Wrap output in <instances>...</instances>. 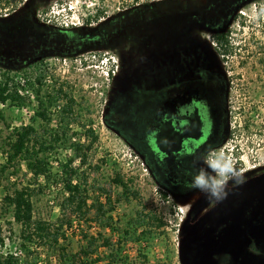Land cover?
Segmentation results:
<instances>
[{
    "label": "rangeland",
    "instance_id": "374dc122",
    "mask_svg": "<svg viewBox=\"0 0 264 264\" xmlns=\"http://www.w3.org/2000/svg\"><path fill=\"white\" fill-rule=\"evenodd\" d=\"M118 1L122 0H0V15L9 14L6 21L0 22V25L7 29L5 35L0 28V35L4 36L0 51L7 50L12 56L7 62H0V75L3 78L2 74L9 71L19 80L24 70L28 73L35 70L36 73L43 72L47 75L48 84L54 83L56 90L73 97L76 102L74 115L77 120L70 128L77 133L72 135V140L87 143L88 138L84 130L88 127L93 129L97 136L93 147L87 152L86 163L81 165L76 160L72 165L79 168V173L86 172L91 188L88 194L92 197L102 196L97 189H92L95 185L108 188L115 198L121 192L120 187L110 182L116 173L129 181L139 193L138 199L129 202L114 201L116 208L111 214L110 227H103L97 221L85 223L74 218L71 226L63 228L67 237L65 246L75 252L84 244V233L98 237L97 244L102 240L99 237L101 235L112 238L113 253L118 254L119 258L127 257V260H120L117 264H182L180 228L187 207L182 204L176 206L170 197L163 196L162 190L151 180L143 158L101 122L107 97L106 86L119 65L115 49L97 47L86 52L84 56L76 54L61 57L55 54L56 41L65 38L61 28L73 26V22H77L76 27L81 30L90 27L89 23L88 26L83 25L86 18L93 15L96 9H114ZM147 3H155L153 8L163 15L167 12L165 14H168L167 18L173 26L178 24V16L185 12H189V15L195 11L201 12V15L205 13L211 18L217 9L220 10L221 17L225 20L223 29L227 31L228 40L227 49L223 48V66L229 76L228 99L231 105L230 123L235 130L234 143L243 148V169L264 166V128L262 132L258 131L260 126L264 127V0L141 1L142 5ZM1 18L4 17L0 16ZM163 18H159L158 24ZM202 34L206 36V40L209 38L213 46L209 32L203 31ZM148 36L150 35L146 36L147 40H137L136 46L131 47L132 50L140 48V56L144 58L148 55ZM47 46H50L51 50L45 51ZM37 50L44 54L33 63L27 64L14 59L16 54H33ZM36 64L39 66H35ZM63 102L64 99L61 98L59 103ZM35 108L36 102L33 99L25 107L0 104V141L9 133L6 123L11 127L31 123L37 125L38 121L34 119ZM248 121L253 122L255 127L247 130L245 126ZM53 122L58 125L57 115ZM72 155V149L59 150L56 164L53 163L57 173L60 172L58 162H65L67 157ZM4 162L0 151V165ZM29 178L30 174L24 164L16 174L12 168L0 173V226L1 236L4 238V245L0 246V256L12 254L21 260H27L28 264H54L57 262V253L51 248H42L31 243L30 250L27 251L21 245V225L13 220L9 208L2 201L6 193L25 184ZM61 190L59 182L56 183V188L51 184L33 197L36 218L55 221L62 213L59 205L63 198ZM139 210L155 213L162 218L164 224L154 228L141 242L133 243L129 238V241L124 242L122 230ZM117 240H121V243L118 244ZM109 252L110 249L100 246L96 255L103 256ZM97 264H107V260Z\"/></svg>",
    "mask_w": 264,
    "mask_h": 264
},
{
    "label": "flooded vegetation",
    "instance_id": "af4514ba",
    "mask_svg": "<svg viewBox=\"0 0 264 264\" xmlns=\"http://www.w3.org/2000/svg\"><path fill=\"white\" fill-rule=\"evenodd\" d=\"M125 1L128 2L118 1L114 9H96L83 21V25H90L83 30L76 27L77 22L61 28L65 38L56 41L55 54L84 56L97 47L115 49L119 65L106 86L101 122L143 158L151 180L163 196L170 197L176 206L187 207L180 228V248L183 242L187 244L186 263L192 264L204 253L206 241L221 243L225 239L231 218L222 208L230 205L231 210L245 197H252L250 185L264 178V166L243 169V148L234 143L229 76L223 66L225 52L219 36L225 34L227 38V31L223 29L225 20L220 10L211 18L201 12L191 15L185 12L173 26L167 12L163 15L153 8L155 3L142 5L144 0ZM8 15H0L4 17L0 22L6 21ZM162 16L163 24H158ZM0 28L6 35L7 29L1 25ZM203 31L209 32L213 46ZM147 35H150L148 55L144 58L140 56V48L132 50L131 47L136 46L137 40H147ZM3 37L0 35V45ZM48 50L50 46L45 49ZM2 51L0 62H7L12 56L7 50ZM43 54L37 50L33 54H16L14 59L30 64ZM245 127L248 130L255 126L248 121ZM262 128L258 131L262 132ZM215 150L233 156L245 176V183L230 185L227 198L211 204L204 194L185 185L191 178L188 173L204 166L200 157ZM257 204L252 199L241 213L244 222L241 238L249 240L242 256L257 255L264 260V239L254 238L250 232V225L264 222V207L259 208ZM199 223L198 232L193 233ZM213 259L218 264L235 262L226 251L215 253Z\"/></svg>",
    "mask_w": 264,
    "mask_h": 264
},
{
    "label": "trees",
    "instance_id": "16d2710c",
    "mask_svg": "<svg viewBox=\"0 0 264 264\" xmlns=\"http://www.w3.org/2000/svg\"><path fill=\"white\" fill-rule=\"evenodd\" d=\"M221 36V43L226 50L228 40L225 34ZM35 66H39L36 64ZM0 81V104H10L17 107H25L33 99L36 102L34 119L38 124H26L21 127H11L5 124L9 133L0 141V151L5 162L0 165V173L12 168L16 174L21 165L24 164L30 174L25 184L15 187L11 192L2 198L3 203L9 208L13 220L21 225L20 237L22 246L29 251L31 243L42 248H51L57 253V262L54 264H97L106 259L107 264H117L120 260H127V257L119 258L113 253V241L111 237L102 238L97 244L98 237L87 233L83 234L84 244L78 251H71L65 246L66 233L63 228L71 226L74 218L85 223L97 221L101 226L110 227L112 211L116 208L114 201H131L138 199L139 193L119 173L110 179L121 192L112 197L111 191L106 187L92 186L98 190L100 195L92 197L89 193L88 176L86 172H80L79 168L73 167V162L78 160L81 165L86 163L87 152L93 147L97 136L93 129L85 128L88 142L72 140V135L77 132L71 131L70 126L77 120L75 114L76 102L71 95L56 90L55 84H48L47 75L36 70L28 73L24 70L19 80L9 71H5ZM23 80L21 82L20 80ZM28 93H25V91ZM31 97V98H30ZM63 98L64 102L59 103ZM56 115L58 125L56 126ZM0 117H2L0 113ZM85 127V124L82 125ZM72 149L73 155L67 157L65 162L59 161L60 172H56L53 163L56 164V156L60 149ZM41 180V182H39ZM61 183L63 198L60 201L62 213L57 216L54 222L47 219L36 218L34 215L33 197L42 193L46 187L52 184ZM95 192V191H94ZM139 210L123 228L122 240L133 243L141 242L148 237L154 228L161 227L164 222L161 217L151 212ZM129 238V240H128ZM121 243V240H117ZM4 245V238L1 236L0 246ZM103 246L110 249L106 255H96L98 247ZM145 257V256H144ZM0 264H28L27 260L6 254L0 256ZM127 264H133L128 262Z\"/></svg>",
    "mask_w": 264,
    "mask_h": 264
},
{
    "label": "water",
    "instance_id": "95a60500",
    "mask_svg": "<svg viewBox=\"0 0 264 264\" xmlns=\"http://www.w3.org/2000/svg\"><path fill=\"white\" fill-rule=\"evenodd\" d=\"M250 188L252 190V197L248 196L245 197L239 205L230 209V205L223 207L222 209L227 211V215L231 218L230 225L227 226L225 234V239L222 240L220 243L219 241H206L204 243V253L200 257L199 260L192 264H218L214 259L213 255L215 253L226 251L228 252L233 260L235 261L233 264H264V260L257 255H250L247 254L246 256L243 255L244 248L249 243L248 239L241 238L243 233L241 213L244 210V207L250 203L252 199L257 200V206L259 208L264 207V178L257 179L254 181ZM257 213V210H254V214ZM247 226L250 225V222H246ZM201 223L196 225L192 230L194 232H198ZM250 232L254 238H262L264 239V222H260L258 224L250 225ZM187 244L185 242L182 243L180 248L181 254V263H186L185 251H186Z\"/></svg>",
    "mask_w": 264,
    "mask_h": 264
},
{
    "label": "clouds",
    "instance_id": "9594fccd",
    "mask_svg": "<svg viewBox=\"0 0 264 264\" xmlns=\"http://www.w3.org/2000/svg\"><path fill=\"white\" fill-rule=\"evenodd\" d=\"M232 157L223 150L209 151L200 157L204 166L188 173L191 178L185 186L204 194L211 204L222 202L230 185L245 183V176Z\"/></svg>",
    "mask_w": 264,
    "mask_h": 264
},
{
    "label": "built area",
    "instance_id": "2783aa9c",
    "mask_svg": "<svg viewBox=\"0 0 264 264\" xmlns=\"http://www.w3.org/2000/svg\"><path fill=\"white\" fill-rule=\"evenodd\" d=\"M2 80V76L0 75V81ZM21 82H23V80H20ZM25 93H28V91L26 90Z\"/></svg>",
    "mask_w": 264,
    "mask_h": 264
}]
</instances>
